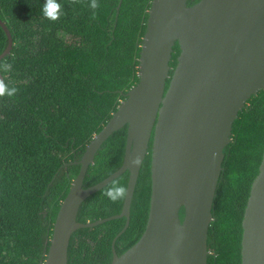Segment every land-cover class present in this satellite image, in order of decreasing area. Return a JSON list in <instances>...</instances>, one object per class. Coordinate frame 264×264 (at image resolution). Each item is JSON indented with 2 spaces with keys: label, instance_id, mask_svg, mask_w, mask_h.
Segmentation results:
<instances>
[{
  "label": "trees",
  "instance_id": "obj_1",
  "mask_svg": "<svg viewBox=\"0 0 264 264\" xmlns=\"http://www.w3.org/2000/svg\"><path fill=\"white\" fill-rule=\"evenodd\" d=\"M45 2L0 0V19L14 42L11 54L0 61L11 63L12 71L0 73L19 88L15 98H0V264H45L60 207L80 172L77 162L140 81L152 0H123L119 11L120 0H99L94 20L89 0L76 5L58 0L66 14L55 23L43 16ZM197 2L189 0L188 5ZM7 45L0 26V55ZM179 55L176 44L166 90ZM127 130L123 127L102 145L84 188L121 168ZM151 150L152 140L132 199L130 226L115 243L118 256L145 232ZM224 155L207 264H242L243 219L264 156V89L240 112ZM114 181L128 187L129 172ZM102 191L83 202L79 222L121 213L125 199L113 203ZM125 224L122 218L77 230L70 239L68 264H111L112 243Z\"/></svg>",
  "mask_w": 264,
  "mask_h": 264
},
{
  "label": "water",
  "instance_id": "obj_2",
  "mask_svg": "<svg viewBox=\"0 0 264 264\" xmlns=\"http://www.w3.org/2000/svg\"><path fill=\"white\" fill-rule=\"evenodd\" d=\"M188 1L152 0L140 81L77 162L80 172L60 207L45 264H68L70 239L77 230L122 218L126 224L112 243L111 264H207L224 150L240 112L264 89V0H199L191 6ZM0 26L8 38L1 61L11 54L14 42L1 19ZM176 44L180 55L166 90ZM125 126L121 168L84 188L97 152ZM151 140L152 194L145 232L118 256L115 243L130 226L131 203ZM136 155L141 164L133 167L130 161ZM126 172L129 192L121 213L79 222L83 202ZM242 226V264H264V156Z\"/></svg>",
  "mask_w": 264,
  "mask_h": 264
},
{
  "label": "clouds",
  "instance_id": "obj_3",
  "mask_svg": "<svg viewBox=\"0 0 264 264\" xmlns=\"http://www.w3.org/2000/svg\"><path fill=\"white\" fill-rule=\"evenodd\" d=\"M72 5L83 3V0H70ZM92 10V19L96 18V10L100 8L99 0H89L87 5ZM43 16L55 23L58 22L63 15H65V11L61 3L58 0H46L45 4L42 8ZM12 64L3 62L0 63V72L2 73H10L12 71ZM19 93V88L15 85H10L6 82L4 78H0V98L7 97L9 99L15 98ZM133 167L141 164V158L136 155L130 161ZM128 188L126 186L121 185L118 181H113L109 186L105 187L102 191V194L106 196L111 202L116 203L125 199L128 195Z\"/></svg>",
  "mask_w": 264,
  "mask_h": 264
},
{
  "label": "flooded vegetation",
  "instance_id": "obj_4",
  "mask_svg": "<svg viewBox=\"0 0 264 264\" xmlns=\"http://www.w3.org/2000/svg\"><path fill=\"white\" fill-rule=\"evenodd\" d=\"M189 2V1H188Z\"/></svg>",
  "mask_w": 264,
  "mask_h": 264
}]
</instances>
